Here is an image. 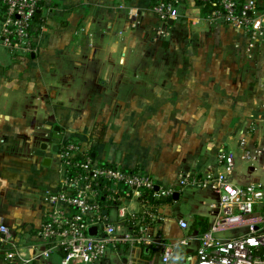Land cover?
I'll list each match as a JSON object with an SVG mask.
<instances>
[{
  "label": "crops",
  "instance_id": "crops-1",
  "mask_svg": "<svg viewBox=\"0 0 264 264\" xmlns=\"http://www.w3.org/2000/svg\"><path fill=\"white\" fill-rule=\"evenodd\" d=\"M199 4L179 0L163 21L153 0H45L32 52L12 55L0 41V215L21 255L11 262L0 250V264H60L61 251L41 256L35 233L46 194L61 187L57 152L68 141L87 137L95 162L167 191L124 201L127 220L101 198L121 231L153 208L148 232L176 254L166 264H190L212 222L214 194L185 182L222 171L220 154L231 157L233 184L264 189V39L205 21ZM141 263L165 264L160 249L123 243L99 264Z\"/></svg>",
  "mask_w": 264,
  "mask_h": 264
},
{
  "label": "built area",
  "instance_id": "built-area-1",
  "mask_svg": "<svg viewBox=\"0 0 264 264\" xmlns=\"http://www.w3.org/2000/svg\"><path fill=\"white\" fill-rule=\"evenodd\" d=\"M179 0H153L152 10L166 21L177 17ZM205 21L230 24L245 29L253 42L264 39V0H198ZM211 5V8H209ZM47 10L45 0H0V41L12 55H25L34 50L37 35V13ZM88 138L60 145L57 159L61 172V187L48 192V209L35 237L44 244L40 254L46 258L61 251L60 264H99L108 248L116 243L138 247L154 246L161 251V261L168 263L174 250L159 243L148 232V223L157 218L152 207L144 215L128 219L127 229L121 231L102 212L101 198L118 207L119 218L127 220L124 201L133 195L161 199L166 190H155L148 175L131 171L119 164H99L90 155ZM260 151H258L257 154ZM251 153L244 150L242 159ZM224 169L195 183L210 189L216 198L213 219L199 237V246L190 264H264V189L258 184H233L229 179L232 160L220 154ZM145 203L143 206L145 207ZM182 229L189 223L179 220ZM97 227L95 235L88 229ZM121 231V233H120ZM0 250L16 262L21 257L13 245L9 226L0 215Z\"/></svg>",
  "mask_w": 264,
  "mask_h": 264
},
{
  "label": "water",
  "instance_id": "water-1",
  "mask_svg": "<svg viewBox=\"0 0 264 264\" xmlns=\"http://www.w3.org/2000/svg\"><path fill=\"white\" fill-rule=\"evenodd\" d=\"M176 196V193L174 194V197ZM88 232L90 234H95L96 233V227L95 226H92L88 229Z\"/></svg>",
  "mask_w": 264,
  "mask_h": 264
},
{
  "label": "rangeland",
  "instance_id": "rangeland-1",
  "mask_svg": "<svg viewBox=\"0 0 264 264\" xmlns=\"http://www.w3.org/2000/svg\"><path fill=\"white\" fill-rule=\"evenodd\" d=\"M175 256H176V254H175V255L173 254V256H172V257H173V259H175ZM141 264H144V263H141Z\"/></svg>",
  "mask_w": 264,
  "mask_h": 264
},
{
  "label": "trees",
  "instance_id": "trees-1",
  "mask_svg": "<svg viewBox=\"0 0 264 264\" xmlns=\"http://www.w3.org/2000/svg\"><path fill=\"white\" fill-rule=\"evenodd\" d=\"M209 8H211V5H209Z\"/></svg>",
  "mask_w": 264,
  "mask_h": 264
}]
</instances>
